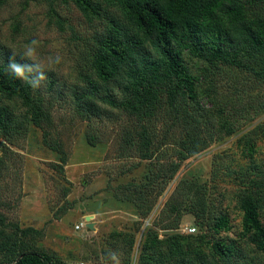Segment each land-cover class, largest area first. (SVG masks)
I'll use <instances>...</instances> for the list:
<instances>
[{
    "label": "rangeland",
    "instance_id": "1",
    "mask_svg": "<svg viewBox=\"0 0 264 264\" xmlns=\"http://www.w3.org/2000/svg\"><path fill=\"white\" fill-rule=\"evenodd\" d=\"M239 1L248 14L264 17V0ZM90 2L94 13L86 18L71 0H0V65L6 69L13 49L21 52L32 38L41 41V57H64L44 86L30 89V104L0 93V108L12 120L0 128V236L15 246L0 254V264H15L24 251L46 253L59 264H107L113 249L121 264L187 263L195 254L210 264L211 244L220 240L264 264L240 207L243 195L257 193L253 180L264 185V83L184 54L201 80L196 97L181 96L175 109L163 101L156 114L143 116L111 106L105 94L82 101L88 77H95L97 41L117 29L139 37L115 0ZM146 52L155 57L149 46ZM15 59L31 63L19 54ZM108 87L110 99H125L123 87ZM32 110L40 123L29 119ZM192 139L206 149L186 159L184 144ZM174 166L178 172L169 178ZM219 216L228 219L227 230L215 228ZM16 225L42 234L24 236ZM175 243L183 255H174Z\"/></svg>",
    "mask_w": 264,
    "mask_h": 264
},
{
    "label": "trees",
    "instance_id": "2",
    "mask_svg": "<svg viewBox=\"0 0 264 264\" xmlns=\"http://www.w3.org/2000/svg\"><path fill=\"white\" fill-rule=\"evenodd\" d=\"M71 1L86 18L94 13L90 0ZM115 1L124 10L129 25L139 37L117 29L112 36L97 41L92 56L95 77H88V89L85 95L80 96L82 101L105 94L111 106L143 116L156 114L163 101L175 109L181 96L189 99L196 97V82L201 80L191 74L183 61L184 54L211 67L223 65L249 72L264 83V17L248 14L246 5L239 0ZM252 1L258 3V0ZM148 46L155 57L146 52ZM111 83L124 88L125 99L120 103L109 98L108 85ZM31 88L25 82L6 75L5 67L0 65L1 94L21 98L30 104ZM87 104L93 106L90 101ZM29 119L40 123L42 118L32 110ZM11 123L9 113L0 108V128L8 129ZM143 142L148 150L151 146L148 136H144ZM184 145L188 150L186 159L206 149L205 142L200 139H192ZM67 161L64 158L62 163ZM178 169L179 166H174L169 178L174 177ZM252 183L257 193L245 194L240 199L242 223L254 253L264 258V225L260 221V193L264 185L256 180ZM228 223L226 217L219 216L215 220V228L218 231L227 230ZM0 226H5L1 213ZM15 230L24 236L42 234L41 230L31 227L22 229L16 225ZM174 250V255H183L177 243ZM211 251L213 259L210 264L254 263L234 243L213 242ZM5 252L14 253L15 246L9 238L0 236V254ZM14 258L15 264H59L48 254L37 251L16 253ZM183 259L175 260L176 264H209L202 254H195L187 263Z\"/></svg>",
    "mask_w": 264,
    "mask_h": 264
},
{
    "label": "clouds",
    "instance_id": "3",
    "mask_svg": "<svg viewBox=\"0 0 264 264\" xmlns=\"http://www.w3.org/2000/svg\"><path fill=\"white\" fill-rule=\"evenodd\" d=\"M40 48L41 41L38 38H32L23 44L21 52L13 49L14 55L7 64L5 74L25 82L33 89H40L48 79L47 73L56 71L64 64V57L58 52L41 57ZM15 54H19L21 59L31 63H18ZM106 261L107 264H121L119 252L114 249L109 250Z\"/></svg>",
    "mask_w": 264,
    "mask_h": 264
},
{
    "label": "built area",
    "instance_id": "4",
    "mask_svg": "<svg viewBox=\"0 0 264 264\" xmlns=\"http://www.w3.org/2000/svg\"><path fill=\"white\" fill-rule=\"evenodd\" d=\"M185 231L187 234H192L195 230L193 228H187Z\"/></svg>",
    "mask_w": 264,
    "mask_h": 264
},
{
    "label": "bare ground",
    "instance_id": "5",
    "mask_svg": "<svg viewBox=\"0 0 264 264\" xmlns=\"http://www.w3.org/2000/svg\"><path fill=\"white\" fill-rule=\"evenodd\" d=\"M87 219H89V217Z\"/></svg>",
    "mask_w": 264,
    "mask_h": 264
}]
</instances>
